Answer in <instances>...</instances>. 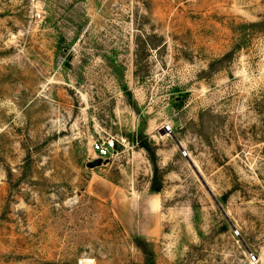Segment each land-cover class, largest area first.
I'll list each match as a JSON object with an SVG mask.
<instances>
[{
	"label": "rangeland",
	"instance_id": "1",
	"mask_svg": "<svg viewBox=\"0 0 264 264\" xmlns=\"http://www.w3.org/2000/svg\"><path fill=\"white\" fill-rule=\"evenodd\" d=\"M0 264H264V0H0Z\"/></svg>",
	"mask_w": 264,
	"mask_h": 264
},
{
	"label": "built area",
	"instance_id": "2",
	"mask_svg": "<svg viewBox=\"0 0 264 264\" xmlns=\"http://www.w3.org/2000/svg\"><path fill=\"white\" fill-rule=\"evenodd\" d=\"M114 149V141L104 140V141H96L95 143V151L99 153V156H108Z\"/></svg>",
	"mask_w": 264,
	"mask_h": 264
},
{
	"label": "water",
	"instance_id": "3",
	"mask_svg": "<svg viewBox=\"0 0 264 264\" xmlns=\"http://www.w3.org/2000/svg\"><path fill=\"white\" fill-rule=\"evenodd\" d=\"M102 163H103V158H97L95 160L89 161L87 165L88 167L93 168V167L101 165Z\"/></svg>",
	"mask_w": 264,
	"mask_h": 264
},
{
	"label": "trees",
	"instance_id": "4",
	"mask_svg": "<svg viewBox=\"0 0 264 264\" xmlns=\"http://www.w3.org/2000/svg\"><path fill=\"white\" fill-rule=\"evenodd\" d=\"M155 190H158V189H155Z\"/></svg>",
	"mask_w": 264,
	"mask_h": 264
}]
</instances>
